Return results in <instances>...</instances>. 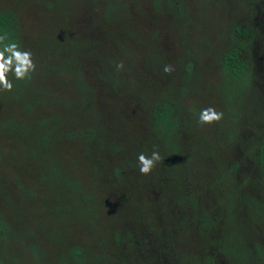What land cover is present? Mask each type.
<instances>
[{"label": "rangeland", "instance_id": "obj_1", "mask_svg": "<svg viewBox=\"0 0 264 264\" xmlns=\"http://www.w3.org/2000/svg\"><path fill=\"white\" fill-rule=\"evenodd\" d=\"M113 2L117 7L109 19L101 13L100 24L94 12L93 19L79 17L81 3L77 2L73 10L64 12L57 6H61V0H0V10L11 8L21 29L25 28L20 47L31 51L36 65L20 101L13 94L21 90L22 83L12 73L8 74L12 91L0 92V178L7 177L5 189L12 187L8 201L27 211L43 210L42 214L35 213L39 220H47L40 234L58 238L56 243L52 240L41 245L52 263H58L56 256L69 252L73 245L84 252V262L79 264H124L121 252L126 248L125 264H206L208 254L222 261L220 245L208 239L213 235L197 232L200 212L221 216L210 227L217 234L224 225L238 223L247 233L249 245L257 243L262 252V257L252 252L242 264H264L263 208L260 217H255L243 200L226 209L234 190L242 188L243 195L256 198H261L264 191V170L255 148L264 135V118H259L264 113V27H257L246 43L231 31L234 24L253 29L259 26L264 19V0H173L172 5L167 0ZM102 3L97 0L95 6ZM178 5L183 12H178ZM82 23L87 28H82ZM231 47L253 71L252 83L257 88L243 102L241 108H246L232 115L233 119L224 115L219 123L201 125L196 118L195 133L181 147L201 162L193 165L183 160L175 166V160L162 156L165 143L152 137L146 112L133 103L137 98L129 83L144 82L150 90V106L158 95L174 97L187 120L209 106L227 114L231 109L219 108L213 92L216 84L226 79L220 60ZM188 60L193 64L189 76L183 70ZM61 62H67V67ZM119 62L124 65L121 70L116 68ZM169 64L174 68L170 75L163 71ZM76 70L82 81L79 88L74 86ZM41 89L42 93L37 92ZM50 95L51 101L46 102ZM22 101L29 103L30 111L22 107ZM90 119L95 121L97 134L89 129L94 124ZM112 123L116 127L110 129ZM80 129L86 133L84 138L76 133L72 140L73 132ZM49 130L51 141L44 144L40 137ZM188 130L181 139L189 134ZM104 139L115 142L112 150ZM27 141L29 145L24 147ZM202 144L212 145L200 148ZM40 148L41 158L32 151ZM153 150L159 151L162 161L151 174L141 175L137 157L141 153L150 156ZM69 158L76 160L71 163ZM48 165L70 175V181L83 182L80 187L85 192H108L110 206L99 204L97 219L93 218L95 211L81 219L78 215L73 218L66 209L59 220L51 219L44 208L50 203L70 201L73 209L71 202L80 194L70 189L66 192L62 184L57 185ZM94 169V180H81L85 174L92 175ZM115 169L119 173L115 174ZM13 174L17 180L11 179ZM55 182L61 188H56ZM177 195L186 203L195 197L198 207L187 211L176 201ZM100 197L98 193L93 200L87 196L94 208ZM144 198L149 207L142 204ZM142 217L149 220L142 224ZM150 218L155 221L150 222ZM147 226L156 228L157 234L149 235ZM189 238L190 244L185 247L182 239ZM127 239L144 242L143 260L138 252L142 246ZM167 241L176 246L163 245ZM146 258L149 262L144 261ZM19 260L17 264H42L36 259ZM66 264L75 263L68 260Z\"/></svg>", "mask_w": 264, "mask_h": 264}, {"label": "trees", "instance_id": "obj_2", "mask_svg": "<svg viewBox=\"0 0 264 264\" xmlns=\"http://www.w3.org/2000/svg\"><path fill=\"white\" fill-rule=\"evenodd\" d=\"M97 0H61V8L62 11L67 12L69 9L73 10V3H81L80 11H79V17L83 16L86 19L87 17L90 16L91 19H93V14L95 13V19H98L99 15L101 13L104 14L105 17L108 19L110 18V15L113 13V9L117 7V4H115L113 1L114 0H100V2L103 3L100 5H96ZM169 4L172 5L173 0H167ZM49 6V2L46 4ZM105 5V7H104ZM121 5V2H120ZM178 12H183L184 9L178 5ZM104 9V10H103ZM94 12V13H92ZM16 15L15 11H12L11 8L8 9H1L0 10V33L7 32L9 33V38L10 41L16 42L19 45L21 44V34L22 26H19V23L17 20L14 18ZM71 19V18H70ZM99 20V19H98ZM100 24L102 20L100 21ZM29 26V24H28ZM79 26V25H78ZM71 27V25H70ZM76 27V26H75ZM74 27V28H75ZM264 27V19L261 21V24L259 26H256L254 29L251 28V26H243L241 24H234L232 26L231 31L236 34L238 40L242 39L243 43L250 42V40L254 37L256 31L258 28ZM82 28H87L84 23H82ZM96 28V25H95ZM96 30V29H95ZM77 32H74L71 37L74 36V34ZM43 34V32H41ZM78 35H81L78 33ZM79 44V43H78ZM148 63V61H146ZM135 64V61L132 63V66ZM220 64L223 69V75L226 76L225 80H222V82L217 83L215 86V92L214 95H217L218 101L220 102L219 108H228L231 109L230 112L227 114L224 113L225 116H229V118L233 119L232 115L242 113L241 111L246 108H241L245 102L246 97L253 93L257 86L255 83L253 84L252 81L254 80V76L252 75V70H250L249 65L242 61L238 50L235 47L229 48L225 53L221 55V60ZM62 66L67 67V62H61ZM75 68H71L69 70H74ZM184 72L189 76L192 74L193 70V64L191 61L188 60L185 66H183ZM77 70L76 74H73L74 76L77 77ZM27 80H16L17 82L22 83V88L21 90H17L16 93L13 94V97L18 98L20 101V97L22 95L23 89L26 87ZM74 81H77L74 83V86L76 88L80 87V83L82 86V81L79 77L77 79H74ZM144 85V87L142 86ZM129 87L133 89L135 93V97L137 98L136 100L133 101L135 105L141 106L143 110L146 112L145 117H148L149 124L151 125L150 128L152 130V134L159 139L161 142L165 143V151L163 153V157H167V159H172L175 160L174 164L175 166H179L181 162L184 160L193 164L197 165L201 161H199L198 157L194 156H189L185 152V148L181 146H185L189 143L187 141V138L189 136H192L195 133L194 130V120L198 118V113H194V116L192 117L191 120H187L184 117H182V113L180 110L181 107H179V104L175 103L174 97H167L168 95L161 94L158 95V100L150 106L148 103V95L150 90H148V87L145 86L144 82L141 84L135 83L130 84ZM178 89V88H177ZM174 90V89H173ZM213 90V91H214ZM43 89L41 91H37L42 93ZM172 91V89H171ZM26 98V97H24ZM27 101V100H26ZM35 102H39L38 100H33ZM47 101H51V95L49 96ZM18 102V101H17ZM67 105H70L71 103L67 100ZM22 107L24 109L27 108L29 110V103L26 104L25 101L21 102ZM177 104V105H176ZM243 104V105H242ZM134 105V106H135ZM137 107V106H136ZM30 111V110H29ZM245 112H248L247 109H245ZM190 114V113H189ZM256 114V112L254 113ZM187 118V117H186ZM259 118L262 120L264 118V113L259 114ZM92 121V119H90ZM94 124L90 126V131H92L93 134H97L98 132L96 131L97 129L94 127L95 126V121H92ZM18 127V126H17ZM110 129H113L116 127L114 123L109 125ZM19 128H24L23 124L19 126ZM96 129V130H95ZM189 129V134L183 139H181V136L184 135L185 130ZM19 131V130H18ZM52 131V130H51ZM51 131L49 130L48 133L44 131V136L40 137L41 142L44 144H47L49 141H51ZM183 132V133H182ZM71 133V131L69 132ZM67 134L70 136V134ZM77 133V136L80 138H84L85 132L84 129H80L78 131L75 130L72 134V140L73 135ZM89 133V132H88ZM110 130L109 133L110 134ZM23 135V134H19ZM92 135V134H91ZM16 136V135H15ZM52 137V136H51ZM54 141L57 139L52 138ZM151 140V139H150ZM38 141V140H35ZM58 141H62L61 138H58ZM108 142V144L112 148H114V143L115 142H110L107 140H103ZM183 141V143H182ZM192 142V140H190ZM28 144V141L25 143L24 147ZM150 145V143H149ZM207 145V144H206ZM205 144H202L200 148H208L206 147ZM152 148L153 146H149ZM192 148H194V144L192 145ZM256 148V157L260 164L262 165V168L264 170V135H262V138L256 141L255 144ZM34 153V156L41 158L42 156L40 155V152H42V148L39 150H32ZM31 149H29V152L32 154ZM51 159V157H48ZM78 159V158H77ZM76 160V158H69V162L73 163ZM50 173L52 174L54 172V177L57 178V185L62 184V186L67 189L66 192L70 190H73L74 193L80 194L76 195L74 197V201L71 202L75 206V208L71 209L68 203H50L47 208H44V210L48 211V215L51 216L56 220H59V216L66 211L72 212L73 218L75 216H80L81 219H83L86 215L91 214L92 211H95V215L93 218L97 219V210H98V205L101 204L103 207L104 206H110V194L106 192L105 194H101V192H85L83 191L80 187L83 182H73L70 181V175H63L61 172H58L57 170H53L50 165ZM131 168H135L134 166H131ZM130 168V169H131ZM94 173L92 175L90 174H85L83 177H86L85 179H81L82 181H86L87 179H95V169L93 170ZM1 173V172H0ZM98 173V171H97ZM114 173L117 174L119 173L118 169L114 170ZM53 175V174H52ZM17 175H11V179H16ZM50 176L48 175V179ZM7 183V177H1L0 178V264H17L19 259H36V262L38 261L42 264H66L68 260L72 263L79 264L83 263V254L84 252L80 247L77 245H73L72 247L69 248V252L67 253H59L56 257H58V263H52V259L47 257L48 253L47 251L42 248L43 243H49L52 241L53 243L58 242V238L56 237H48V235H41L40 231H43V227H45V223L47 220L43 221L41 218L40 220L35 216V213L37 212L36 209L33 208L32 211H27L25 209H22L21 206H13L14 203L9 202L8 200L10 199V193L12 187H7L6 189L4 186ZM56 182H55V187L56 188H61L57 187ZM71 186L72 188H69ZM146 186V185H145ZM14 188V187H13ZM104 189H102V192ZM98 193L100 197V200H98V203L94 206L92 203L88 200L87 196L89 197L90 200L95 199V195ZM191 196V195H190ZM193 196H191V199L189 202H185L182 200H179V195L176 196V201L182 205L184 209H187L189 211V208L191 207L192 209H196L198 206L196 205V199L194 200ZM228 199V204L226 206V209L228 210L233 204H235V201H244L250 210L254 211L255 217H260V209L263 208L264 210V191L261 195V198H256L255 196H250L247 197L246 195H243V190L240 188V190H234L232 193L229 194ZM147 198H144L143 205L148 206V202H146ZM102 201V202H101ZM4 202V203H1ZM158 202V201H156ZM56 215H53L54 213ZM37 213L42 214L43 210L38 211ZM28 214V215H27ZM203 214V215H202ZM200 213L199 212V221L197 225V232L198 233H208L213 235L212 238H208L214 242V244L220 245V252H221V257L223 258L222 261L218 259H213L211 255L208 254L206 257V264H242L244 263L245 260L250 256V254L253 252L255 257H262V252L260 249V246L256 243L254 245H249V243L246 241L245 237L247 236V233L242 231V227L237 223L234 226L226 227L225 225L222 227V231L217 234L215 230H211L210 227L212 224H215L219 222L221 219V216H213L210 215L209 213ZM64 218V216L62 217ZM261 219V218H259ZM49 220V219H48ZM149 219L142 217L140 219V223L144 224V221L147 222ZM155 221L150 218V222ZM55 227L57 226V221H54ZM67 224V223H66ZM164 225V223L162 224ZM157 226V225H156ZM58 228V227H57ZM70 229V228H69ZM65 231H68L65 230ZM157 229L154 228L153 226H147L146 227V232L150 235L152 232H156ZM129 234V233H126ZM132 234V233H131ZM130 234V235H131ZM157 234V232H156ZM126 237L125 235H123ZM218 236V237H217ZM48 237V238H47ZM31 238V239H30ZM36 238L37 240L34 242L33 239ZM117 241L119 240V236L116 237ZM148 238L144 237L143 240H147ZM129 242H134L136 245H141L142 247L138 250V252L142 253L143 256L141 260L144 258V252L146 251V247L143 245L144 242L142 241H133L131 239H127ZM46 241V242H45ZM184 246L190 244V238L183 240ZM197 238L193 237V242H196ZM169 244H174V242H166L163 243V245H169ZM38 245V246H37ZM176 246V245H175ZM128 248V252H129ZM122 253V258L121 261L122 263L125 264V259L126 258L128 262V253H127V248L121 252ZM176 255V254H175ZM252 256V255H251ZM253 257V256H252ZM60 258V259H59ZM182 262H186L188 259H178ZM145 262H149L148 258L144 260ZM129 264V263H128Z\"/></svg>", "mask_w": 264, "mask_h": 264}, {"label": "clouds", "instance_id": "obj_3", "mask_svg": "<svg viewBox=\"0 0 264 264\" xmlns=\"http://www.w3.org/2000/svg\"><path fill=\"white\" fill-rule=\"evenodd\" d=\"M123 62L116 64L117 70L123 69ZM36 71V65L29 50H22L16 42L10 41L9 33H0V92H10L13 83L8 79V74L12 73L16 80L31 79ZM163 71L171 74L174 71L172 65H165ZM224 113L217 111L215 107L202 108L198 116V123L201 125H211L219 123L223 119ZM137 167L141 175H149L157 163L162 161L159 151L153 150L150 156L141 153L137 157Z\"/></svg>", "mask_w": 264, "mask_h": 264}]
</instances>
